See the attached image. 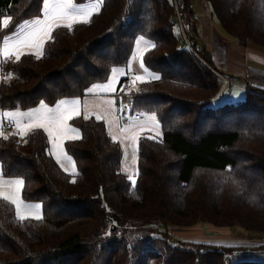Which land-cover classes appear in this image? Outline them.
I'll return each mask as SVG.
<instances>
[{
  "label": "trees",
  "instance_id": "obj_1",
  "mask_svg": "<svg viewBox=\"0 0 264 264\" xmlns=\"http://www.w3.org/2000/svg\"><path fill=\"white\" fill-rule=\"evenodd\" d=\"M207 1L228 35L264 48V0ZM182 2L186 30L196 37L190 0ZM41 8L42 0H0V15L12 21L6 32ZM174 14L172 0H104L89 23L55 29L41 58L24 54L2 68L11 77L0 80V111L53 105L85 96L112 68L126 67L143 35L155 45L144 63L160 78L140 82L127 101L133 112L156 114L161 136L139 138L134 184L122 169V144L95 116L71 119L80 138L64 146L75 173L57 161L43 129L25 140L16 132L0 137L3 177L23 178L22 197L42 204L41 220H20L0 197V264H264L233 259L221 243L177 238L189 243L170 245L166 237L202 222L264 237V98L252 91L264 90L210 105L223 85L203 49L212 68L178 48Z\"/></svg>",
  "mask_w": 264,
  "mask_h": 264
},
{
  "label": "snow or ice",
  "instance_id": "obj_2",
  "mask_svg": "<svg viewBox=\"0 0 264 264\" xmlns=\"http://www.w3.org/2000/svg\"><path fill=\"white\" fill-rule=\"evenodd\" d=\"M104 0H91L88 4H76L74 0H42V8L40 15L35 16L30 20H24L20 25H17V30L11 35H4L0 38V57L5 60L15 59L19 61L21 56L24 55V50H34L36 58L39 59L44 55V45L47 41L54 39L53 32L60 27H66L71 29L73 24L76 23H89L91 17L100 11V8ZM11 20V17L0 18V26L6 28ZM144 40L141 35L136 43L139 45L140 41ZM155 47V45H151ZM147 47L140 50L138 49L141 57V66L143 67V53L147 51ZM115 74L118 70L116 68L111 69ZM155 79H159V76H155ZM115 75H113V80ZM143 76L137 75L133 80V84L136 81H143ZM101 87L107 91H114L111 82L105 85H93L88 91L91 92L93 88ZM238 95V93H237ZM108 103H111L109 101ZM72 104V107L66 105ZM79 100H65L61 99L57 102L55 108H49L41 101V107L38 109H30L27 112H21L19 110L15 112L0 113V127H2V119L8 118L15 122L17 128V134L21 137L27 136L29 133L43 129L47 132L53 148L59 149L56 153L57 161H60L63 151L64 140H75L80 138L79 130L71 128L68 125V121L73 117H78L81 113L79 110ZM123 108V106H121ZM24 117H27V122H24ZM88 118L87 116L85 117ZM97 119H103V117L97 115ZM131 119V118H129ZM154 125L158 126L159 121L156 119V114L152 113L150 117ZM135 123V122H133ZM124 131L131 132L129 139L136 143L139 133L135 132L131 126ZM71 133V134H70ZM0 137L7 139L2 131H0ZM115 139V138H114ZM135 151V149H134ZM68 159H71L70 157ZM63 167V165H61ZM74 167V165H73ZM135 183L132 176L128 177ZM5 184L9 185L12 189L10 194H6L4 191H0V197L9 201L16 207V216L20 220H25L32 217L36 220H41L42 216L39 214L40 205H28L21 198L22 190L25 187V181L23 178H17L9 181L3 180L2 165H0V188ZM35 208V211H28V209Z\"/></svg>",
  "mask_w": 264,
  "mask_h": 264
},
{
  "label": "rangeland",
  "instance_id": "obj_3",
  "mask_svg": "<svg viewBox=\"0 0 264 264\" xmlns=\"http://www.w3.org/2000/svg\"><path fill=\"white\" fill-rule=\"evenodd\" d=\"M210 15V13H209ZM213 15V14H212ZM211 16V15H210ZM213 20H216L217 18L213 15ZM217 22V21H216ZM218 23V22H217ZM138 36L136 38H139ZM135 41L134 45V50L133 54L128 62V65L126 67H114L118 71L113 74L112 71L110 73V76L108 79L104 82H98L95 85H105L111 82L112 88L114 91L116 90V85L119 79L122 76H129L133 75L134 78L137 75L143 76V81L148 80V79H153L155 76H158V73L152 71L149 69L143 60V67L141 66V57L138 49L142 50L144 48H148L149 45L151 44V41H149L147 38L144 37V40H141L139 45H137ZM200 46V45H199ZM202 48V47H201ZM202 62L207 64L210 68V64L206 62V59L204 58V55L202 54L200 57H198ZM14 59V58H13ZM10 60H5L4 64L7 66L9 65ZM4 65V66H5ZM8 67V66H7ZM215 72V74L219 77L221 80V85H226V81L224 78H222L221 73L212 68ZM11 73V72H10ZM9 72L5 73L6 76L3 74L0 76V79L3 78H10L11 74ZM113 75H115V79L113 80ZM143 81H136L134 84L133 82L130 85V88L126 90L125 92L119 93L120 101L115 102L114 98V91H107L101 87H96L92 89L90 93H87L88 95L85 96V104L87 106L86 108V113L87 115H94L95 118L97 115L103 117V119L106 121L109 127V132L111 135H113L115 138H117L120 143L122 144L123 147V160H122V169L128 174V176H132L134 181H136V176H137V150H138V140L142 135H150L152 137L158 138L161 136V126L160 123L158 126L154 125L153 122L151 121L150 117L152 115L151 112H146L140 109H137L135 112H140L142 115L141 120H134V119H129L126 122L121 121L120 119V113L122 111H126L131 115L132 112V105L130 102L127 101V98L132 95L133 91H136L139 88V83ZM225 82V83H224ZM133 90V91H132ZM132 91V92H131ZM253 93L257 96H260L261 98H264V92L262 91H256L252 90ZM238 93V95H237ZM124 94V95H123ZM245 95V91L238 87H233L231 88L227 87L225 93L217 100L215 101H210V105L212 106H217L224 101H231V100H237L241 99ZM111 101V103H108ZM123 106V108H121ZM3 111H0L2 113ZM157 119V118H156ZM158 120V119H157ZM135 122V123H133ZM129 126L132 127V129L135 132L139 133L138 139L135 144L129 139L131 136V132L129 131H124V129H128ZM11 133V132H10ZM8 138L10 137V134L7 135ZM135 149V151H134ZM69 158V157H67ZM71 160V159H69ZM71 161L65 162L64 165H66V168H70L71 164L69 163ZM63 163V162H62ZM68 165V166H67ZM71 171V170H70ZM20 177H16L13 179H17ZM13 179H8L4 178L3 180L8 181V180H13ZM132 181V180H131ZM133 183V182H132ZM0 191H4L6 194H10L12 189L9 185L5 184L2 188H0ZM21 198L23 201L28 204V205H40L39 209V214L42 215V204L39 201L35 200H25L22 197ZM16 209V207H15ZM28 211H35V208L28 209ZM212 228V229H211ZM233 231L234 234L238 235H246L253 237L254 239L258 237H255V234L252 236L250 232H247L245 229L240 228L239 226H214L210 224L209 222H202L198 223L195 225H192L190 227H185L181 229H175L171 230L168 232V235H166L167 239H173V243H184V242H190L192 240H203V241H218L220 242L221 240H224V237L226 233H228V229ZM221 230V231H219ZM156 235L161 234L160 232H155ZM215 235V236H213ZM198 236V237H197ZM181 238L184 240L188 241H178L177 238ZM223 241V242H224ZM188 242V243H189ZM225 246L231 247V250H227L229 254L233 256V259H250V260H263L264 259V250H255L252 248L248 247H235V244H226Z\"/></svg>",
  "mask_w": 264,
  "mask_h": 264
},
{
  "label": "crops",
  "instance_id": "obj_4",
  "mask_svg": "<svg viewBox=\"0 0 264 264\" xmlns=\"http://www.w3.org/2000/svg\"><path fill=\"white\" fill-rule=\"evenodd\" d=\"M90 2H91V0H87L85 2L77 3L74 0V3H76V4H88ZM190 5H191V7L195 13L196 22H197L196 38L198 39L200 48L202 47L201 49H203L206 52V54L209 55V57L212 61V66L214 67V69L218 70L223 76L228 77L232 81L236 82V84L238 86H233V87H238L245 92L247 91V88H250V87H257V88L264 90V48L251 46V45L246 47V46L242 45L241 43H239L235 37L228 35L224 31V29L222 28L219 20L218 19L213 20L214 18L212 15L213 14L212 8H211L210 3L207 0H190ZM100 10H101V8H100ZM209 13L211 16L209 15ZM4 17H9V16L0 15V18H4ZM30 19H32V18H30ZM30 19H25V20H30ZM22 21H24V20H22ZM22 21H20L17 25H20L22 23ZM11 22L12 21L10 20L8 26L10 25ZM8 26L6 28L0 26V38H2L4 35H11L13 32H15L17 30V27H15L14 30L7 33L6 30H7ZM151 45L152 44H150L149 47H151ZM24 54H34V50L25 49ZM4 61H5V59L3 57H0V76L2 75V68L5 65ZM123 77H125V75L122 76L119 79V81L117 82L116 90H117V87H118L120 80ZM95 84H93V85H95ZM92 86H90V88H92ZM226 86L227 85L223 86V90H222L220 97L225 93V91L227 89ZM229 88H231V86ZM116 90L113 93L114 98H115L114 100H115V102L119 103L120 97L118 94H116ZM87 93H90V92L87 91ZM87 93H86V95H88ZM85 96L71 97V98H64V99L69 100V101L79 100L78 107H79V110L81 113L80 115H84L87 117L94 116V115H87L88 113H86L87 106L85 104ZM44 104L47 105L49 108H55L57 105V102L53 105L47 104L45 102H44ZM66 106L72 107L73 105L68 104ZM40 107H41V102L37 106L30 108V109H38ZM30 109L2 110L3 111L2 113L15 112L17 110H19L21 112H27ZM23 119H24V122H27L28 118L24 117ZM141 119H142V117H141ZM141 119H139V120H141ZM7 122L15 123L14 121H12L8 118L2 119V125L7 123ZM68 125L71 128L78 129L77 127L72 125L71 120L68 121ZM107 128H108V132H109L108 124H107ZM12 132L17 133V128L14 129L13 131H11V133ZM79 134H80V130H79ZM109 134H110V132H109ZM110 136L115 138L111 134H110ZM26 137L27 136L21 137V139L25 140ZM115 139L118 140L117 138H115ZM49 140H50V138H49ZM64 142H65V140L63 141L64 155L61 156L59 163L61 165H63V168L66 171H68L70 173H75L74 161L69 156V154L66 152ZM50 150H51L52 154L55 156V158L57 159L56 153L59 151V149L53 148L51 140H50ZM67 157H70L71 160H69ZM68 161H71V162H69L71 164L70 168H66V165H64L65 162H68ZM73 165H74V167H73ZM8 179H13V178H8ZM219 231H221V230H219ZM227 231H228V233H226L225 236H223L225 241L221 240L220 242H218L219 241L218 240L217 242L216 241L215 242L221 243L224 245H226V244H228V245H230V244L243 245V246H246L249 248H253V246H259V243L261 242L260 241L261 237H258V239L257 238L254 239L253 237H250V236L240 235V233L238 235H236L233 233L232 230H230V228ZM213 236H215V235H213ZM256 248H258V247H256Z\"/></svg>",
  "mask_w": 264,
  "mask_h": 264
},
{
  "label": "built area",
  "instance_id": "obj_5",
  "mask_svg": "<svg viewBox=\"0 0 264 264\" xmlns=\"http://www.w3.org/2000/svg\"><path fill=\"white\" fill-rule=\"evenodd\" d=\"M172 2H173L174 7H175V14H174L173 20L175 23V33H176L177 38H178V43H177L178 48L188 49L189 51L194 53L197 57H200L202 55V53L199 51L200 46H199L198 39L196 37L190 35L187 32L186 25L184 23L182 15H181V7H182V3H183L182 0H172ZM124 25H126V23H124ZM222 78H224V80L226 81L227 86H238L236 84V82L232 81L228 77H225L222 75ZM134 79L135 78L133 75H129V76L124 77V79L122 80L121 85H120L121 93L122 92L126 93V90H128L130 88V85ZM247 90H248V88H247ZM141 117H142V115L140 112H133L132 111L131 115L126 111H122L120 113V119L123 122L128 121L129 118L134 119V120H139V119H141ZM14 129H16V125L13 122H7V123L3 124L2 127H0V131H2L6 136L8 134H10V132L13 131ZM260 241L262 243H264V237H261ZM168 242L170 245H172L173 239L172 238L169 239Z\"/></svg>",
  "mask_w": 264,
  "mask_h": 264
}]
</instances>
